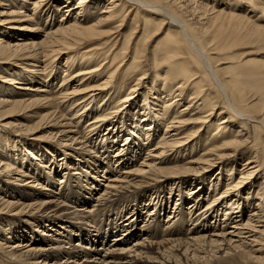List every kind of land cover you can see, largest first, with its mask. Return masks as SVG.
<instances>
[{
	"label": "bare ground",
	"instance_id": "bare-ground-1",
	"mask_svg": "<svg viewBox=\"0 0 264 264\" xmlns=\"http://www.w3.org/2000/svg\"><path fill=\"white\" fill-rule=\"evenodd\" d=\"M232 1L0 0V128L12 127L0 134V249L9 263L218 264L237 252L243 264H264V171L257 176L251 155L236 172L247 151L231 153L238 137L264 130V86L246 90L215 60L232 45L264 46V0ZM172 5L211 14L191 22ZM164 28L149 51L144 41ZM120 35V61L141 67L124 96L121 65L94 48ZM131 112L143 128L130 138ZM207 180L223 191L205 196Z\"/></svg>",
	"mask_w": 264,
	"mask_h": 264
},
{
	"label": "rangeland",
	"instance_id": "rangeland-1",
	"mask_svg": "<svg viewBox=\"0 0 264 264\" xmlns=\"http://www.w3.org/2000/svg\"><path fill=\"white\" fill-rule=\"evenodd\" d=\"M234 1L235 0H233L231 3H234ZM259 2H261L262 0H258ZM223 2H225V1H223ZM242 2H243V4L242 5H249V2H247V0H242ZM241 2V3H242ZM241 3H240V5H241ZM226 4V3H225ZM172 6H174V7H172V10L174 11V12H176V13H178V14H180V15H182V14H184L183 16L184 17H186V18H188V19H194V21H198V20H201V19H205V17L207 16V17H209L210 16V14H211V12L209 11H207V9L205 10V9H203V8H200V7H196L195 9L194 8H192V9H189V11H187L186 13H182L179 9H177V7L175 6V5H172ZM60 8H61V6H60ZM198 8V9H197ZM200 8V9H199ZM103 9V8H102ZM256 10V9H255ZM258 10H260L259 8H258ZM191 11V12H190ZM190 12V13H189ZM195 12V13H194ZM249 12V11H248ZM256 12H257V10H256ZM208 13H210V14H208ZM241 13H243V12H241ZM190 14V15H189ZM194 16H193V15ZM197 14V15H196ZM258 14H260V13H258ZM187 15V16H186ZM195 15H196V17H198V19L195 17ZM204 15V16H203ZM131 17H132V14L130 15ZM191 16H193V17H191ZM201 16V17H200ZM56 19H59V17H55V20ZM46 20V19H45ZM53 21H54V17H53V19H52ZM206 20V19H205ZM52 21V22H53ZM193 20H191V22H194ZM126 23H124V25H125ZM4 25H7V24H4ZM124 25L122 26V27H124ZM197 27H198V25H197ZM125 28L126 27H124V29L122 30V32H124V30H125ZM9 32H11V30H9ZM128 33H129V30L127 31ZM164 32V33H163ZM165 32H166V29L164 28V29H161V31L157 34V35H154L153 37H151V38H148L146 41H144V43L146 42V45L148 46V48H149V51H151V49H154V47L155 46H157L158 45V43L161 41H164V38L163 37H165ZM29 33V32H28ZM140 34V33H139ZM28 35V34H27ZM28 36H31L30 38H32V37H34L35 39L37 38V39H39V36L40 35H38V36H35V35H32V34H30V35H28ZM11 37V35L9 36V38ZM19 37H22V36H19ZM24 37V36H23ZM255 37V36H254ZM119 38V39H118ZM118 39V41L115 43V41ZM124 39H126L125 38V35H123V36H119V37H117V38H115V39H113L112 41H108L107 40V37H102V38H97L96 40H94V42H96V44L94 45V48H100V49H97V51H99L100 52V57L101 58H103L105 55H113L114 56V59H115V62L116 63H119V65H121V72H122V77L120 78V76H117V78L119 79V84L121 83V85L123 86V96H124V94L126 95V93H128V91L132 88L131 87V85H134V83L136 82V79L140 76L141 77V67H140V65L139 66H137V67H131V66H129V63L128 62H130L131 61V59L129 60V56H127L125 59H124V61L123 62H121L120 60L122 59V57H123V55H125L126 54V51H125V49L123 48L124 46H123V40ZM128 39V38H127ZM156 40V41H155ZM98 42V43H97ZM132 42H134V41H132ZM256 43V44H255ZM119 44V45H118ZM87 45V44H86ZM83 48L84 49H88V48H86L85 46H83ZM222 51H220V53H219V55L221 56V57H224L225 55H228V59H226V60H224V59H220V58H217L218 56H215V60H217V62H216V66L218 67V69L219 68H221L220 66H219V63L220 62H224L223 64H222V66H228L229 67V70H228V72H230L233 76H235L236 77V80H238V81H240L241 82V86L242 87H244V88H246V90H248V91H252L251 90V85H254V82H256V85H262V86H264V80L262 79V77H261V75L260 74H258L257 73V71L259 70V69H264V68H259L260 66L257 64V63H255V62H248V60H254V59H257V60H264L263 58H264V46L263 45H259L257 42H255V41H250V43H246V44H240V45H232L231 47H227V48H225V49H221ZM219 56V57H220ZM259 58V59H258ZM101 60V59H100ZM63 61L64 60H62V63H63ZM108 61V60H107ZM127 63V64H126ZM104 64H107V63H104ZM103 64V65H104ZM117 66V65H116ZM125 66V67H124ZM224 66V67H225ZM8 67H10V66H8ZM111 68H114V67H111V65L110 66H108L107 68H106V70H109V69H111ZM104 76V75H103ZM220 76L222 77V79L227 83V84H229L228 83V78L226 77V75H223V74H220ZM228 76H229V74H228ZM151 75L149 76V74H147V77H146V81L148 80V79H151ZM205 78H206V84L207 85H210V87H211V89H212V91H213V95H214V98H215V101L216 102H220L221 103V95L215 90V87L213 86H211V84H210V81L208 80V78H207V75H205ZM127 80V81H126ZM22 82V81H21ZM153 82H150V85L152 84ZM7 85V84H6ZM16 85H18V84H16ZM19 85H21V84H19ZM148 85H149V83H148ZM21 87V86H20ZM127 89V90H126ZM18 91H21L22 89H17ZM252 94H254V92H252L250 95H252ZM137 101H138V104H141L142 103V97L141 96H138L137 98ZM250 100H253L254 101V98H249ZM140 100V101H139ZM153 103H151V104H147V106H149V107H155V106H153L152 105ZM151 105V106H150ZM142 107L140 106V109H141ZM150 110V109H149ZM141 112V111H140ZM262 112H264V106H263V108H262ZM128 114H130V116L129 117H131V116H134L133 115V112H131V113H128ZM223 116H225V114L223 115ZM11 119H12V117H10ZM10 118H8V119H6V121H9V119ZM137 119H139V120H137ZM4 120L5 119H3L2 121H0L1 123H4ZM139 121H140V116H138V115H136V116H134V118H132L130 121H128L129 122V124H130V126H129V124L127 125V126H125V131H124V133L123 134H128V133H130V138L133 136V129H135V131H134V133L135 134H139L140 133V129H142L143 127L141 126V125H139V124H141V123H139ZM137 126V127H133V126ZM232 125L234 126V127H241V124L239 123V122H237V121H234L233 123H232ZM246 127V132L247 131H249L250 129H253V128H251V127H249V126H245ZM203 128H204V126H203ZM203 128H201L200 129V131H202L203 130ZM0 129H2V132L0 133V134H3V136H4V133H6V132H4V130H11L12 129V127H6L5 129L4 128H0ZM213 128H211L210 130H212ZM162 131H163V128H162ZM215 130H213L212 132H214ZM137 132V133H136ZM36 133H38L39 135H43L44 133L42 132V131H38V132H36ZM253 133H254V131H252L251 132V135H248L247 133L245 134V135H242V136H240V137H238L242 142H241V144L239 145V146H237V147H235L236 149H237V151L236 152H231V153H235V155H239V152H240V150H241V148H244V149H246V154L244 155L245 157H243V160L242 161H239L238 162V164L236 165V167H235V170H236V172H237V170H238V172H239V170H241V168H243L242 166L243 165H241L242 163H245L248 159H249V156H255L256 157V159H257V161H258V164H260L261 165V168L257 171V172H259L258 174H257V176H259L260 175V170L261 171H264V170H262L263 168H264V130L262 129V128H260V127H258V133L256 132V134L255 135H253ZM122 134V135H123ZM122 135H119L120 137L122 136ZM2 136V138L3 139H5L4 137ZM145 136H143V138L142 139H145L144 138ZM24 139V138H23ZM124 139V138H123ZM25 140V139H24ZM26 141H28V142H32V140H26ZM121 141H122V137H121ZM121 141H120V144H121ZM5 142V141H4ZM219 143H220V141L218 140L217 141V144H216V146H214V147H212L211 148V150L209 151L212 155H213V157L216 155V154H219V152H220V147H217V145H219ZM4 145V144H3ZM2 145V146H3ZM8 145V146H7ZM110 145V144H109ZM18 146V148L19 149H22L23 147H22V144L20 143L19 145H17ZM40 146V145H39ZM41 146H43V147H45L46 149H47V147L46 146H48V148H49V150L50 151H53L54 150V146H51V143H49L48 145H46V146H44V144H42ZM119 145H117V147H118ZM6 148H4L3 147V149H4V151L5 150H7L6 152L9 154V155H12V154H14L15 153V149L16 148H14L13 146L11 147V146H9V144H6V146H5ZM10 147V148H9ZM48 149H47V151H49ZM49 151V152H50ZM113 151H114V149H113ZM48 152V153H49ZM207 153V151L206 150H203V151H197V155L199 156V155H202L203 157L205 156V154ZM51 154V152L49 153V155ZM57 154H61V151L60 152H57L56 153V155ZM185 154H187V152H184V155L182 154V156H186ZM15 156V158L17 159V161L18 162H20L21 164H23V165H31V167H33V168H35V165H36V163H34V164H31V163H29V161L25 158V156L23 155V154H21L20 153V155H18V156H16V154H14L13 155V157ZM20 157H22V158H20ZM112 157V156H111ZM114 160L115 159H117V158H113ZM113 159H112V163H113ZM38 161V160H37ZM44 162V160L42 161V162H39L40 164H42ZM104 162H106V161H104ZM21 166V165H20ZM217 171V169H214V170H212L210 173H209V178H208V180H214V178L216 177V175L217 174H215V172ZM228 173H226L225 171H224V173H222V174H220V178H228L227 176H229V175H227ZM237 174V173H236ZM238 175V174H237ZM225 176V177H224ZM232 176H234V173L232 174ZM58 179V178H57ZM205 181V184H206V186H205V188H204V195L205 196H207V195H211L212 197L214 196V194L217 196L219 193H221L220 191H223V189H221V187H213L212 185H210L211 183H213V181L212 182H210V181ZM264 181V179H260L259 181H258V185H256V186H259V185H262L261 183ZM44 182V181H43ZM0 184H1V182H0ZM207 187V188H206ZM211 188V189H210ZM216 188H218V189H216ZM256 189V188H255ZM260 189V188H259ZM185 190H189V188H187V189H185ZM215 191H216V193H215ZM212 192V193H211ZM208 193V194H207ZM214 193V194H213ZM245 193V192H244ZM207 194V195H206ZM246 194V193H245ZM253 194H251V196H252ZM258 198V197H257ZM177 199V197H175L174 199H173V203H172V207L174 206V203L177 201L176 200ZM251 199H252V197H251ZM189 201V200H188ZM189 205V203L186 201V204H184V207H187ZM155 207L153 206H151L150 208H149V210H153ZM167 212H166V215H165V218H167ZM113 215H114V213H113ZM163 217H164V215H163ZM100 218H101V216H100ZM3 220H5V219H2V220H0V222H2ZM77 223V222H76ZM82 226L83 227H85L84 225H83V223H82ZM7 227V226H6ZM5 227V228H6ZM7 232H12L11 230L9 231V230H4V233H7ZM28 233V232H27ZM26 233V234H27ZM11 235V234H10ZM27 238V237H26ZM67 248V246H64L63 247V250H67L66 248ZM0 263H1V261H2V263L1 264H11V263H9V261L6 259V258H4V256H2V251H1V249H0ZM227 259V261L226 262H224V263H218V264H243V262L245 261V259H241V257L237 254V252L236 253H233V254H229V256L226 258ZM8 261V262H7ZM223 262V261H222ZM247 262H249V264H262V263H259V262H256V261H251V263H250V261H247Z\"/></svg>",
	"mask_w": 264,
	"mask_h": 264
}]
</instances>
